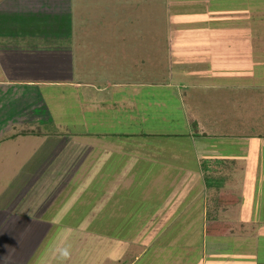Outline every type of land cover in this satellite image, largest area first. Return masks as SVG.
Wrapping results in <instances>:
<instances>
[{"label":"crops","instance_id":"1","mask_svg":"<svg viewBox=\"0 0 264 264\" xmlns=\"http://www.w3.org/2000/svg\"><path fill=\"white\" fill-rule=\"evenodd\" d=\"M51 1L62 16L76 14L73 0ZM67 1L68 10H62ZM46 3L0 2V173L13 169L9 159L25 158L20 152L9 156L8 149L11 142L19 146L32 137L17 134L30 127L44 133L35 138L68 133L66 143L80 145V150L74 149L80 159L73 175L101 149L97 158L121 155L122 179L91 187H106L108 204L95 203V197L86 194L87 198L75 199L73 194L50 217L46 208L42 214L34 209L20 215L2 207L0 264H106L108 260L110 264H264V208L259 209L258 200L264 197V168L255 166L257 150L252 145L264 136H256L253 129L246 136L237 134L239 122L247 124L238 104L239 96H244L241 85H248L242 79L253 75L252 43L231 40L227 50L213 55L218 42L207 39L211 33L207 26L190 23L206 21L205 9L197 14L195 0H177L176 6L172 1L168 11L190 21L176 40L168 41L174 52L172 72L162 83L146 77L120 83L99 71L84 74L74 39L63 42L48 34L57 31L59 16L45 14L48 7L52 9ZM43 16L50 20L44 23ZM32 40L38 41L30 53L39 58L42 70L34 65L30 77L18 63L26 61ZM45 55L61 58L66 66L46 71V60H40ZM54 104H66L71 121L60 116L55 122L50 112ZM121 142L122 146L115 145ZM29 159L21 163V170L30 168ZM204 161L213 164L208 171L223 180L224 189L242 197L234 208L216 211L221 190L207 184ZM218 161L222 164L213 163ZM71 179L63 184L62 193L74 191L66 187ZM111 191L114 195L109 197ZM71 207L75 208L68 214ZM216 218L233 224L230 235L208 232V223ZM53 236L56 239L49 243ZM112 247L115 256H110Z\"/></svg>","mask_w":264,"mask_h":264},{"label":"rangeland","instance_id":"2","mask_svg":"<svg viewBox=\"0 0 264 264\" xmlns=\"http://www.w3.org/2000/svg\"><path fill=\"white\" fill-rule=\"evenodd\" d=\"M49 1L51 0H47L45 5L52 4V1ZM172 1L176 6L177 0H73V4L76 5V9L73 12L76 14L66 13L68 15L72 14L75 23L76 34H73V39L74 43L77 44L75 50L78 52L79 66L84 69V74L99 71L108 74L112 81H120V83L122 81L127 82V80L137 81L139 77H146L153 83L165 82L168 73L172 70L173 64L171 60H174L172 58L174 55L173 48L169 45L168 41L176 40L179 37L178 35L184 32L182 29L187 28L186 25L190 22L184 20L183 15H180L181 13L177 12L179 15H175L171 11H168V7L172 5ZM195 2L196 5L198 4L195 12L202 14L200 10L205 9L204 12L207 13V20L200 19L199 21V19L191 20L189 18L191 20L190 23L199 22L196 27L199 26V28L203 29L207 26V32H211L208 33L207 39L218 42L213 55H217L219 51L227 50V43L231 40L235 43H240L239 45L244 44L246 41L252 43L253 51L250 52L249 64L251 65L250 70L253 71V75L249 76L248 79H242L248 85H241L240 88H244V96H239L240 102L238 104L239 113H244L245 118H247V124L245 125L240 121L237 127V134L239 136H246L247 134H251V129H253L256 136L263 137L264 0H212V2L210 0H195ZM55 6L56 4H52V9H49L47 6L45 14L52 13L61 17L57 23L58 29L63 25V12H56ZM62 6H64L62 10L66 11L69 7V2L67 1V4L63 2ZM215 12L217 16H214ZM54 15L50 17H55ZM178 16H182V19ZM40 34L44 36V32H40ZM210 34H214V36L209 37ZM61 36L59 35L60 38ZM32 41L28 45L30 47L27 46L28 48H26L28 54L26 61H24V64L22 61L18 63L21 67L23 65L26 67L24 68V73L30 77H33L32 68H34V65L37 64L35 68L42 70L38 68L39 58L37 59L35 54L30 53L31 47L35 46L34 43L38 40ZM36 48L40 50L45 47L36 46ZM241 48H235L234 50L239 51ZM170 58L172 59L170 60ZM43 59L46 60V71L55 72L62 70L61 68L65 65L64 60L61 58L60 61L59 58L55 60L54 57L45 55L40 60L42 61ZM237 59L240 60V58ZM34 60L37 62L35 63ZM29 67L31 70H28ZM19 68L17 67L16 70H13L17 72ZM2 73L4 72L2 71ZM1 76L3 75L1 74ZM30 88L33 91L35 90L34 85H31ZM240 88L237 90H240ZM50 112L53 120H57L55 122L60 121V116L67 117V122L71 121L69 115L70 109L66 104H54ZM248 115L250 118H248ZM59 134L61 133L59 132ZM67 139L68 133L59 136L51 135L46 139L35 138L33 136L26 137L23 139V142H20L19 146L14 142L10 143L8 155L13 156L14 153L20 152L25 155V158L21 157L18 159L13 157L9 159V168L13 167V169L11 168L7 171L4 169L0 173L2 174L0 177V210L3 207L6 208L5 210L11 209V213L26 215L29 214V211L33 213L34 209L37 214H42L47 209L46 216L50 217L54 214L56 215L61 209L59 207L61 202L66 203L70 201L71 199L69 200V198L73 197V194H76L75 199L81 200V198L89 196L95 197V203L108 204L109 199L105 201L106 195L109 194L106 187H100V189L96 190L90 189H92L91 187L102 185L101 182L105 185L106 182L114 183L118 179H122L121 155L114 154L113 156L97 158V155H100L103 150L97 149V152L94 150L96 153L95 158L92 156L91 159H85L84 163H81L79 166L78 174L73 175L72 172L78 167L80 159L78 153L74 156L76 153L74 149L79 148L80 150L81 147L75 142L66 143ZM96 145L97 143L93 144V146ZM252 145L257 150L255 155L257 157L254 162L255 166L258 165L264 168V140L259 141L256 139L252 142ZM28 157H30L28 160L30 168L28 170H24V168L21 170V163L26 162ZM258 160L260 161L258 162ZM54 161L57 167L55 171ZM44 168L47 169V174L45 175L42 174ZM87 170H89V174ZM15 171H22V174L12 176ZM23 172L25 173L23 174ZM10 179L13 180L8 183ZM70 179L71 181L66 187L67 189L74 188V191L69 190L62 193L65 187H63V184ZM112 195H114L113 191H111L109 197ZM258 200L261 204L259 209L264 208V197L262 200ZM254 202L256 203V201ZM36 204L39 205L36 207ZM74 208L71 207L68 214H71ZM2 216L3 213L0 211V218ZM6 216L7 214L4 215V217ZM61 224L67 226L66 222H62ZM55 239L56 237L54 236L50 237L48 242H53ZM68 242L71 243L72 240ZM116 253L117 250L112 247L110 256H115L117 255ZM98 258L100 259V256ZM106 264H110V261L108 260ZM111 264L114 263L111 262Z\"/></svg>","mask_w":264,"mask_h":264},{"label":"trees","instance_id":"3","mask_svg":"<svg viewBox=\"0 0 264 264\" xmlns=\"http://www.w3.org/2000/svg\"><path fill=\"white\" fill-rule=\"evenodd\" d=\"M63 25L60 26V28L57 29V31L55 32H49L48 34H51L52 37L54 38H58V40L61 41H65L67 39H72L73 38V34H75V31L73 30V18L72 16H66L63 15ZM61 17L56 18L55 20V24L58 23V21L60 20ZM45 20V22H44ZM47 20H50L49 17H45L43 16V22L46 23L48 22ZM59 35H62L61 38L59 37ZM17 134L19 135H23V136H43L44 133L42 131L41 128H35L32 129L30 127H26L24 130L19 131ZM122 137V136H121ZM116 146L121 145L122 146V142L120 144H115ZM215 164H222L220 161L218 162H213ZM225 163V162H224ZM211 167L213 166V164H211V162H207L204 161L203 162V169L204 171L206 170L208 173V176L206 177V181L207 184L209 185V187L213 188V187H217L216 189L221 190L219 192L218 198L216 201V211H222V210H227V209H231L234 208L236 206V204L240 201H242V197L238 196L236 193H234L233 190H226L223 188L224 186V182L221 178H214L215 176H213V174H210L211 171H208V166ZM212 169V168H211ZM223 188V189H222ZM208 232L214 235H218V236H226V235H230L232 233V228H233V224L230 221H222L220 219H214L213 221H210L208 223Z\"/></svg>","mask_w":264,"mask_h":264}]
</instances>
